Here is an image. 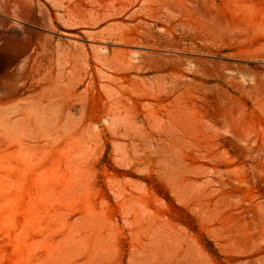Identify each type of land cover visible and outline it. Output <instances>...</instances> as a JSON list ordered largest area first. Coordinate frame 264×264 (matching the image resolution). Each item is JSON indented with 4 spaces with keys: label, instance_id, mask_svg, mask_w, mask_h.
Listing matches in <instances>:
<instances>
[{
    "label": "rangeland",
    "instance_id": "obj_1",
    "mask_svg": "<svg viewBox=\"0 0 264 264\" xmlns=\"http://www.w3.org/2000/svg\"><path fill=\"white\" fill-rule=\"evenodd\" d=\"M0 264H264V0H0Z\"/></svg>",
    "mask_w": 264,
    "mask_h": 264
}]
</instances>
